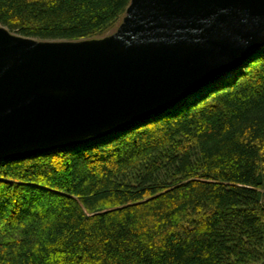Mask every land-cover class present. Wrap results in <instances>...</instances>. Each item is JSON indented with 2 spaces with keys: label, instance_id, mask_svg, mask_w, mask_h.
<instances>
[{
  "label": "trees",
  "instance_id": "1",
  "mask_svg": "<svg viewBox=\"0 0 264 264\" xmlns=\"http://www.w3.org/2000/svg\"><path fill=\"white\" fill-rule=\"evenodd\" d=\"M130 3L0 0V23L101 37ZM0 264H264V44L135 126L0 159Z\"/></svg>",
  "mask_w": 264,
  "mask_h": 264
},
{
  "label": "water",
  "instance_id": "2",
  "mask_svg": "<svg viewBox=\"0 0 264 264\" xmlns=\"http://www.w3.org/2000/svg\"><path fill=\"white\" fill-rule=\"evenodd\" d=\"M264 44V0H131L79 40L0 23V159L135 126L232 74Z\"/></svg>",
  "mask_w": 264,
  "mask_h": 264
}]
</instances>
